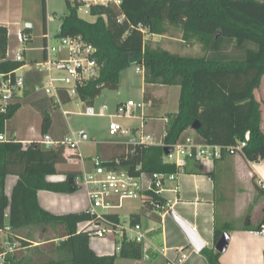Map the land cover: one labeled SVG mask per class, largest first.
<instances>
[{
    "label": "trees",
    "instance_id": "16d2710c",
    "mask_svg": "<svg viewBox=\"0 0 264 264\" xmlns=\"http://www.w3.org/2000/svg\"><path fill=\"white\" fill-rule=\"evenodd\" d=\"M87 1L102 0H65L68 14L56 36L57 39L81 36L98 50L101 73L96 80L79 88L82 102L91 105L104 89L117 91L122 73L137 65L145 70L146 84L180 87L178 111L170 116L163 145H174L184 133L193 131L198 141L222 147L246 142L242 151L246 159L264 162L262 102L255 95L264 78V0H106L107 4L90 5L94 22L79 15ZM42 2L46 21L47 0ZM140 24L148 28V36H165L169 27L181 28L186 39H198L207 55L180 56L154 48L146 42L138 28ZM23 33L28 37L27 46L32 42L31 29L26 28ZM46 35L45 30L44 40ZM232 43L240 51L236 57L227 53V46ZM8 50V29L0 26V74L15 72L25 65L7 59ZM149 94L146 88L144 101H148ZM61 99L66 103L70 98L64 94ZM19 108L15 102L7 113L0 110V136L5 134L7 123ZM195 123L200 126L197 131L192 130ZM50 126L51 120L45 115L44 135ZM130 150L126 148L122 156L105 160V165L115 167L119 160L121 168L136 177L142 173L179 175L186 172L187 165L179 167L165 161L162 145L136 146L133 152ZM59 156L56 148H47L38 142L24 145L15 139L0 141V230L14 233L24 229L54 230L56 238L63 240L54 244L57 257L44 264H117L119 257L143 260V248L135 243L123 245L119 255H97L90 245V233L81 227L90 220L85 212L55 215L41 207L39 191L68 193L69 179L76 178L70 174L65 182L47 180L58 174ZM21 164L24 171L9 199L5 192L9 166ZM139 166L141 171L136 170ZM257 189L264 194V189ZM150 196L162 208L154 210L149 203L142 206L143 214L150 211L148 218L161 219L167 202L152 192ZM130 217L132 224L140 223V215ZM113 219L119 220V217ZM222 234V230H216L215 243ZM16 242L18 248L30 243L21 238ZM201 253L208 264H221V254L215 249L205 248Z\"/></svg>",
    "mask_w": 264,
    "mask_h": 264
},
{
    "label": "crops",
    "instance_id": "0c3cea01",
    "mask_svg": "<svg viewBox=\"0 0 264 264\" xmlns=\"http://www.w3.org/2000/svg\"><path fill=\"white\" fill-rule=\"evenodd\" d=\"M17 1L20 0H0V26L6 27L9 34L7 59H13L15 52L20 48L18 47L17 49V45L19 44L16 38L17 33L26 29V25L23 29L18 28L21 16L12 7ZM12 27L18 28L15 34H12ZM12 38L15 39L13 47H11ZM47 41L51 43V38L46 35L43 46ZM25 56L26 52L24 53ZM33 62L35 61L27 63L25 60V64ZM23 74L26 76L25 87L16 97V103H19L20 108L14 118L7 123L5 137L7 139H15L24 145L41 143L44 136L43 121L45 115H48L51 120V126L47 134L51 135L55 142H60L67 136H76L77 132H69V130H64L59 125L61 114L55 110L58 104H55L53 99L45 96L43 93L35 91V87L40 82L38 74L34 70L29 69H24ZM157 86L158 84L148 85L144 80L143 100H145L144 93L146 88L149 89L150 94L148 95V101H144L147 104L145 109L142 110L144 113L142 116H138L142 117V121L140 120L141 122L138 126L128 127V129L135 131L140 129L144 124L145 129H147L149 123L152 121V127L147 132L156 139L159 134H157V128L154 127V124L158 119L163 118L162 109L166 104H163V101L159 103V94H156ZM167 99L168 97L166 101ZM72 100L69 99L66 103L62 101V104H67ZM259 101L261 102V100ZM122 103L126 102L119 101L117 107ZM262 111L264 128L263 105ZM116 119L132 120L115 117L111 118L110 123L112 121L117 122ZM165 124L167 130L168 119L165 121ZM81 132H83L81 139H78L76 136L79 142L76 149L54 147L60 154L57 160L58 174L47 177L49 182H65L67 176L70 174H74L77 178L84 173L93 172V157L99 156L104 160H111L122 156L126 151L127 142L122 138H115L113 140L93 141L94 150L89 153L86 151V143H84L87 134H84V131ZM165 135L166 133L163 134L160 143ZM186 136L197 138L196 134L192 131L184 133V137ZM89 161L91 164L88 163ZM23 171V164L9 166V174L6 178L5 187V192L9 199H11L14 188L19 181V175ZM76 178L74 179L76 187L80 188L78 182H76ZM257 187L262 190L264 189V162H250L244 154L226 153L222 159L213 162L199 164L189 161L185 173L177 175L175 182H166L161 196L170 204L171 210L186 220L198 232L206 243L205 248L216 250V230H222L223 233L228 232L230 234L231 241L229 248L226 253L220 256L221 264H264V234L256 231L260 225L264 224V194ZM74 192L54 193L41 190L38 193V200L44 210L55 215L83 213L88 207V200L85 197L83 199L77 198ZM142 209L141 207L138 212L130 215L141 216L140 222L147 232L149 242L159 247L190 250V257L186 264H208L205 256L201 252H195L190 246L185 233L170 215L161 216V219L155 216L148 218L143 214ZM7 217H9V210L7 211ZM146 218L151 223L145 222ZM41 231V237H39L40 229H24L16 233L0 230V250L10 244L18 243L16 240L21 238L30 242L29 246L19 248L11 255L10 259L12 263L44 264L46 261L57 257L55 245L63 239L56 238L57 235L51 228ZM109 241L114 244L115 249V241ZM92 242L93 239L90 242L91 248L99 256L113 255L115 253L113 250L107 253L97 251ZM193 250L194 252H192ZM152 254L151 259H145L143 256V260L140 261L124 259L130 261L132 264H169L159 253L153 252ZM169 255L174 256L173 252H169Z\"/></svg>",
    "mask_w": 264,
    "mask_h": 264
},
{
    "label": "built area",
    "instance_id": "2783aa9c",
    "mask_svg": "<svg viewBox=\"0 0 264 264\" xmlns=\"http://www.w3.org/2000/svg\"><path fill=\"white\" fill-rule=\"evenodd\" d=\"M98 3L107 4L106 0L87 1L86 5L79 11L90 16V5ZM116 3L120 4V1ZM139 30L148 36V28L139 25ZM20 47L13 56L14 61L24 62L25 46L28 40L23 31H19L16 35ZM43 60L35 61L31 64H25L15 72L0 74V110L7 113L9 106L16 102L18 93L25 87L24 69L34 70L40 77L39 84L35 87L37 93H43L45 96L53 99L55 104H62V95L68 96L70 99L79 98L78 90L81 86L96 80L101 73V67L98 63L97 48L78 37H62L57 39V43L52 45L47 41L42 48ZM138 73L144 72L139 67ZM21 72V74H19ZM145 102L135 103L128 101L120 104L114 115L110 118H133L137 110H144ZM108 107L102 106L96 110L92 105L85 108L84 114L87 116H107ZM109 133L112 137L128 136L126 148H131L130 152L136 146H154L162 145L164 148H171L172 152L165 155V161L176 164L179 167L187 165L188 161L199 164L205 162H213L222 159L224 154H243V148L246 142H241L237 146L222 147L220 145L208 144L198 141L195 137L186 136L181 138L174 145H163L158 143L153 135L145 132L144 124L140 129L131 130L123 127L120 123L112 121L109 126ZM78 135H83L80 132ZM78 135H76L78 137ZM76 136H67L60 142H55L51 135L45 134L41 140V144L47 148L54 147H70L76 149L79 142ZM5 135L0 136V141H5ZM94 167L93 172L84 173L76 178V182L81 189L84 190L88 200V207L85 213L90 217L81 227L90 233L91 238L98 240H114L116 254H121L123 245L139 244L142 246L143 256L145 259H151L152 253L157 252L164 257L169 264H186L190 257L188 250L184 248L170 249L168 247H159L149 242L147 232L141 222L132 224L131 215L121 216L119 213L124 209L126 200L142 199V206H154V210L162 208L159 201H154L150 196V192L161 196L164 191L166 182H175L176 174H146L142 173L139 177L131 175L127 170L120 166L119 160H116L115 167L105 165V160L99 156L92 158ZM141 171V166L136 168ZM152 200V201H151ZM170 204L167 202L166 209L162 217L170 215ZM147 211L145 216H149ZM119 217V220L113 219ZM260 232L264 234V224ZM18 244H10L0 251V264H12L10 256L18 250ZM169 252H173L174 256H170ZM194 252V250L192 251Z\"/></svg>",
    "mask_w": 264,
    "mask_h": 264
},
{
    "label": "rangeland",
    "instance_id": "374dc122",
    "mask_svg": "<svg viewBox=\"0 0 264 264\" xmlns=\"http://www.w3.org/2000/svg\"><path fill=\"white\" fill-rule=\"evenodd\" d=\"M263 1V0H261ZM13 10L16 13H19L20 25L18 28H25L26 23L31 24V35L33 42L30 45L25 46L26 56L25 60L27 63L31 61H42L43 60V48L45 30L47 31V36L51 38V44L55 45L57 43L56 36L59 34L62 26L63 20L68 14L67 4L65 0H47V20L44 19L43 13V2L42 0H20L12 5ZM81 18L94 22L95 17L87 16L83 12L79 11ZM16 27H12V34H15L18 30ZM146 42L154 48H160L167 50L173 54L180 56H192V57H203L207 55V52L203 49V45L198 41L197 38L193 37L186 39L181 28L169 27L168 33L165 36H147ZM11 47L15 45V39H11ZM17 45V42H16ZM19 44L17 45V49ZM227 53L236 57L239 55L240 51L236 49L235 45L232 43L227 46ZM137 65H133L131 68L124 71L120 77V89L119 91H112L110 89H104L100 96H98L93 103L91 104L96 110L102 106H107L109 111L107 116H87L84 114L85 108L88 106L86 103L82 102L79 98H73V100L67 104H61L56 106V111L60 115L59 125L64 130H69V132H77V135L84 131V134H87V138L84 140L86 143V151L91 153L94 150L93 141L101 140H113L115 138H122L124 141H128V136H115L112 137L109 133V126L111 118L110 114L116 113L117 103L119 101H129L132 100L135 103L144 102L143 100V86L145 80L144 72L138 73ZM145 71V70H144ZM21 74V72H19ZM161 86L158 84L156 87L159 94V103L164 105L162 109V117L158 119L154 124V127L157 128L158 140L155 138L156 142L160 143L163 134L166 133V124L165 121L170 119L171 115H174L179 106V97H180V87L179 86ZM168 97L167 101L166 98ZM256 97L258 100H261L262 105L264 106V84L256 92ZM147 105V104H146ZM66 112V113H64ZM144 111L137 110L135 116L128 119H116L123 127L128 128L132 126H138L142 121V114ZM167 118V119H166ZM139 119V120H138ZM141 120V121H140ZM152 121L149 123L147 129L151 128ZM193 132V131H192ZM82 135H78V139H81ZM89 164L90 161L88 162ZM74 195L77 198H86V193L83 189L78 188ZM142 207V199L136 200H126L124 203V209L119 213L121 216H129L134 212H138ZM145 222H149V219L146 218ZM41 237V231L40 235ZM93 239V246L97 251L107 253L111 250L114 251V244L109 240H98ZM130 261L125 260L124 258L118 259V264H132Z\"/></svg>",
    "mask_w": 264,
    "mask_h": 264
},
{
    "label": "water",
    "instance_id": "95a60500",
    "mask_svg": "<svg viewBox=\"0 0 264 264\" xmlns=\"http://www.w3.org/2000/svg\"><path fill=\"white\" fill-rule=\"evenodd\" d=\"M31 26H32L31 24H26V28H30ZM219 36L220 34L218 35V37ZM199 127L200 126L197 123H195L192 127V130L197 131ZM171 152H172L171 148L168 147L164 148L165 155H168ZM68 182L70 184V191L74 192L76 190L75 180L71 178L69 179ZM170 216L175 220V222L180 226L182 231L185 233L190 246L195 250V252L198 253L202 252L206 247V243L200 237L198 232L186 220L182 219L174 211L170 212ZM230 241H231L230 234L228 232L223 233L220 240L216 244V251L219 252L220 254L226 253L229 248Z\"/></svg>",
    "mask_w": 264,
    "mask_h": 264
}]
</instances>
